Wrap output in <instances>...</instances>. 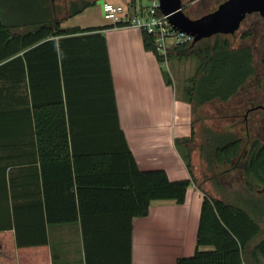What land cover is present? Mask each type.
Masks as SVG:
<instances>
[{"label":"trees","instance_id":"obj_1","mask_svg":"<svg viewBox=\"0 0 264 264\" xmlns=\"http://www.w3.org/2000/svg\"><path fill=\"white\" fill-rule=\"evenodd\" d=\"M91 5L72 4L69 17ZM11 6L18 8L15 18L2 13ZM30 8V0H0V264H50L47 226L70 223L81 225L86 264H132V220L147 217L154 201L184 204L196 181L195 130L176 140L190 179L172 182L161 170L141 172L120 126L103 34L126 24L64 28L56 10L40 20L25 14ZM142 33L144 48L163 65L153 36ZM191 54L199 64L183 97L193 113L215 100L227 103L255 73L252 50H234L228 39L173 48L168 60ZM212 140L211 158L205 145L202 158L227 165L246 157V178L264 184V143L243 148L231 133ZM48 166H56L58 184L47 180ZM256 207L204 192L196 252L175 264H246L245 252L261 233L251 214ZM31 249H40V258L30 257ZM251 255L264 258V239Z\"/></svg>","mask_w":264,"mask_h":264},{"label":"crops","instance_id":"obj_2","mask_svg":"<svg viewBox=\"0 0 264 264\" xmlns=\"http://www.w3.org/2000/svg\"><path fill=\"white\" fill-rule=\"evenodd\" d=\"M103 34L120 126L139 170L164 171L172 182L190 179L176 140L192 134L191 104L178 94L172 78V85L167 84L157 56L144 48L140 30L116 27ZM48 169L47 180L58 184L56 166ZM196 181L188 189L184 204L154 201L147 217L132 220V264H175L195 254L204 198ZM47 235L50 264H86L80 223L48 225ZM255 240L245 252L246 264H264L262 256L251 255ZM40 251L29 250L30 257L36 254L40 258Z\"/></svg>","mask_w":264,"mask_h":264},{"label":"rangeland","instance_id":"obj_3","mask_svg":"<svg viewBox=\"0 0 264 264\" xmlns=\"http://www.w3.org/2000/svg\"><path fill=\"white\" fill-rule=\"evenodd\" d=\"M26 1L29 3V0ZM30 1L32 8H30L31 10L25 9V14L43 20L55 13L56 10L57 17L63 20L64 28L75 26L90 28L112 24L111 21L104 18L98 0H51L50 9L44 7L45 0ZM80 1H88L94 5L85 9L81 14L69 17L71 5L78 4ZM34 2L36 7H34ZM104 2L122 6L130 15L134 14L132 0H104ZM152 2L153 0H136L137 12L147 10L151 7ZM214 6L209 3L207 9H194L191 11V15L199 16ZM15 8L17 6H11V9L4 8L5 11L2 13L8 18H15L17 16ZM231 42L233 48L241 46L253 48L255 74L227 103L215 100L197 108L194 112L196 141L192 145V170L198 184L211 198L221 199L226 203L243 208L250 202L257 204V211L251 212V214L261 228V234L255 240V243H258L264 239V184H258L246 178L242 169L246 157H243L238 163L223 165L210 162L208 159L206 161L200 155V146L205 145L204 155L206 158H211L213 154L212 139L226 133L241 138L243 148H249L256 140L264 143V111L258 110L250 113L247 116V121L244 116L251 106L264 105V42H249L239 36L231 38ZM198 64L197 57L191 54L182 59L173 57L162 65L164 72L173 79L180 96L184 95V89L190 85L189 80L195 76ZM210 139L211 141H209ZM247 154L248 151H246Z\"/></svg>","mask_w":264,"mask_h":264},{"label":"water","instance_id":"obj_4","mask_svg":"<svg viewBox=\"0 0 264 264\" xmlns=\"http://www.w3.org/2000/svg\"><path fill=\"white\" fill-rule=\"evenodd\" d=\"M103 3L104 0H101L99 5ZM159 3L161 12L168 17L171 25L193 36L194 44L217 34L234 33L248 13L258 11L264 16V0H228L215 12L198 19H191L185 14L182 0H159Z\"/></svg>","mask_w":264,"mask_h":264},{"label":"built area","instance_id":"obj_5","mask_svg":"<svg viewBox=\"0 0 264 264\" xmlns=\"http://www.w3.org/2000/svg\"><path fill=\"white\" fill-rule=\"evenodd\" d=\"M132 7L133 15L122 6L112 3L104 2L101 9L104 18L113 25L126 24L125 27L135 28L153 36L156 52L164 63L169 61L168 57L173 48L193 43V36L178 31L171 25L168 17L160 10L159 0H153L151 7L140 12H137L135 4Z\"/></svg>","mask_w":264,"mask_h":264},{"label":"flooded vegetation","instance_id":"obj_6","mask_svg":"<svg viewBox=\"0 0 264 264\" xmlns=\"http://www.w3.org/2000/svg\"><path fill=\"white\" fill-rule=\"evenodd\" d=\"M182 0V7H183V11L185 12V14L190 17L191 19H198L200 17H203L207 14L213 13L215 12L222 4H224L225 2H227L228 0ZM136 3V0H132V4L134 5ZM209 3L215 5L214 8H212L211 10H207L206 12L202 13L199 16H192L191 15V11L194 9H207V7L209 6ZM239 36L240 38H242L243 40L249 41V42H264V16L262 15L261 12H252V13H248L246 15V17L241 21L240 26L238 27V29L232 33V34H217L211 38L214 37H220V38H224V39H228L231 42V38L233 37H237ZM209 38V39H211ZM205 40V39H204ZM232 44V42H231ZM250 48L252 50L253 53V59H254V69H255V53L253 51V48L250 46H241L239 48H233V44H232V49L237 50L240 48ZM255 74V73H254ZM264 107V105H258V106H251L247 112L245 113V121H247L248 119V115L254 111H258V110H262L264 111V109L262 108Z\"/></svg>","mask_w":264,"mask_h":264}]
</instances>
